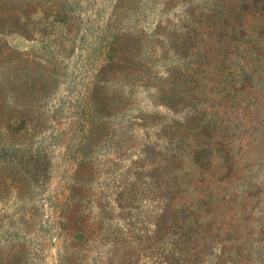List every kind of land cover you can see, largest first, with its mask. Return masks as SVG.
Wrapping results in <instances>:
<instances>
[{
    "label": "trees",
    "instance_id": "16d2710c",
    "mask_svg": "<svg viewBox=\"0 0 264 264\" xmlns=\"http://www.w3.org/2000/svg\"><path fill=\"white\" fill-rule=\"evenodd\" d=\"M68 1L0 0V264H35L37 257L28 241L35 215L26 206L51 173L47 112L66 106L55 93L75 44L58 34L76 21ZM137 2H111L114 26L101 39L109 56L78 94L82 149L57 200L64 236L52 259L264 264V224L255 214L264 201L256 192L264 182H255L264 168V0H149L159 13L153 28L140 19L139 29L128 28L129 5ZM11 37L38 48L20 50ZM135 89L157 111L131 116L117 145L119 158L132 152L129 128H138L140 156L123 169L119 186L96 191L94 150L113 139L111 119ZM67 94L72 105L76 94ZM11 202L17 206L8 214L2 206Z\"/></svg>",
    "mask_w": 264,
    "mask_h": 264
},
{
    "label": "rangeland",
    "instance_id": "374dc122",
    "mask_svg": "<svg viewBox=\"0 0 264 264\" xmlns=\"http://www.w3.org/2000/svg\"><path fill=\"white\" fill-rule=\"evenodd\" d=\"M112 1L69 0L66 6L67 12L69 17L76 18V21H72L73 28L68 27L63 29L62 32L58 31V34L61 33L60 38L63 43H69L75 39V44L71 57L69 56L70 60L65 61L68 67L66 77L61 80L62 84L55 93L56 98H62L66 102V106H53L58 109V112L54 108L49 110L50 113L47 112L49 123H47V132L44 137L47 138L45 145L49 146V154L51 155L50 177L45 183L41 182L40 185H37L39 187L34 190V200L26 206L28 213L35 215L33 219L35 222L31 225V235L28 237V241L32 243L31 250H36L33 252L38 257L32 256L35 264H57L52 257L57 258V243L64 236L60 230L59 219L56 217L58 214L55 213L57 209H61V205L58 204L57 200L63 199L72 183L73 168L82 149L80 143L83 136L78 131L77 124L83 117V112L81 111L82 107L75 109V106L77 108V106L84 105L83 101L78 98L81 86L87 83L84 82V77H91L92 72L101 63V60L109 56L108 48L101 39L104 37L108 25L114 26V22L110 18ZM140 5L142 10H140L139 15V0L137 3H130V11L128 17L125 18L126 25L128 28L137 25L139 29L140 19L141 21L144 20L146 28H153L159 13L153 11L155 6L149 0H141ZM70 30L76 34V37L74 34H69ZM52 31L53 28L49 27V32ZM9 42L11 46L20 50L29 51L37 47V44L26 42L17 37L9 38ZM77 68L81 72L74 74ZM70 88L76 94L74 97L76 100L72 105L68 104L73 96L67 94ZM114 89L115 91H122L123 88L115 85ZM127 97L125 103L123 102L125 106L124 113L111 119L114 132L113 139L109 140L106 147H98L94 150L95 175L97 177L94 187L96 191L101 190L100 188L103 185H108L110 189L119 186L122 180L120 174H122L123 169L130 165L131 160H137L140 156L139 150L144 140L143 132H140L138 128H129L132 131L131 136L135 138V141L131 142L135 149L125 157L119 158L120 151H118L117 139L127 129L130 117L139 116L141 110L157 111L153 106L147 105L149 103L144 100V96L139 92V89L127 90ZM50 105H52L51 102ZM49 106H45L46 110L49 109ZM55 115L58 117L57 123L52 117ZM114 138H116L115 141ZM259 171V178L255 181L256 184L264 182V168L259 169ZM108 179L110 180L108 181ZM258 191L264 193V185H260L256 189V192ZM16 206V203L11 202L7 206H2V208L8 211V214H13ZM257 206L255 209L256 219L264 224V201ZM256 226H259V224Z\"/></svg>",
    "mask_w": 264,
    "mask_h": 264
}]
</instances>
